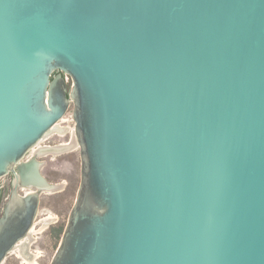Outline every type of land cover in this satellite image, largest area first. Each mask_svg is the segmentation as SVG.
Here are the masks:
<instances>
[{
  "label": "water",
  "instance_id": "95a60500",
  "mask_svg": "<svg viewBox=\"0 0 264 264\" xmlns=\"http://www.w3.org/2000/svg\"><path fill=\"white\" fill-rule=\"evenodd\" d=\"M69 107L49 264H264V0H0V264L58 189L62 149L28 152Z\"/></svg>",
  "mask_w": 264,
  "mask_h": 264
},
{
  "label": "rangeland",
  "instance_id": "374dc122",
  "mask_svg": "<svg viewBox=\"0 0 264 264\" xmlns=\"http://www.w3.org/2000/svg\"><path fill=\"white\" fill-rule=\"evenodd\" d=\"M66 80L69 86L70 78L66 77ZM62 119L58 122L62 129L58 128V126L53 135L50 133L51 137L41 142V146L47 142L67 143L70 141L74 125L71 107H69ZM57 129L62 132H58ZM71 148L57 154H47L40 157L44 161L42 166L44 176L48 181L60 184L61 187L57 191L42 192L40 195L38 213L34 220L35 231H33L30 242L26 247V251L31 253L30 255H35L34 264L50 263L60 243L68 214L75 201L80 179V158L78 147L72 146ZM7 181L8 178L5 177L0 182L7 184ZM7 195L8 187L2 194V202H4ZM49 215L51 217L47 218ZM25 245L26 243L24 242L21 246L24 247ZM1 264L24 263L20 257L16 256V251L12 250Z\"/></svg>",
  "mask_w": 264,
  "mask_h": 264
},
{
  "label": "bare ground",
  "instance_id": "6f19581e",
  "mask_svg": "<svg viewBox=\"0 0 264 264\" xmlns=\"http://www.w3.org/2000/svg\"><path fill=\"white\" fill-rule=\"evenodd\" d=\"M62 119V118H61ZM60 119V120H61ZM59 120V121H60ZM63 120V119H62ZM58 121V122H59ZM58 122L51 128V130L50 131H48L44 136H42V138L37 142V144L32 148V149H34V154H37V152L39 151V150H41V149H45V148H48V146H40L41 145V142H42V140H43V137H45V136H47L48 135V133H50V132H52L53 130H55V128H57L59 125H58ZM59 128V127H58ZM58 130V129H57ZM61 131V130H60ZM62 132V131H61ZM75 136H74V131L72 132V138L70 139V141L69 142H67V143H64V144H61V145H54V146H57V147H55V148H61L62 150L61 151H59V152H62L63 150H68L69 148H71L72 146H77V143H76V141H75V138H74ZM74 140V141H73ZM73 141V142H72ZM38 146V147H37ZM40 146V147H39ZM52 147V146H51ZM50 148V147H49ZM72 149V148H71ZM59 152H46L45 154H42V156L43 155H47V154H57V153H59ZM56 188H58V189H56V190H54V191H57V190H59V188L61 187V185L60 184H57V186H55ZM21 189H26L27 190V192H29L30 191V189H27V188H21ZM27 192H25V193H27ZM45 192H53V191H45ZM51 216L49 215L47 218H50ZM44 224V223H43ZM33 225V224H32ZM33 231H35V228H34V225H33V227L31 226V228H30V230L28 231V233L20 240V241H18V243L13 247V249L12 250H15L16 251V256H18V257H20L21 259H22V261H23V263L24 264H34V259H35V255H30L31 253H29V252H27L26 251V247H27V245H28V243L30 242V237H31V235L33 234ZM26 243V245L24 246V247H22L21 245L23 244V243ZM11 250V251H12ZM10 251V252H11Z\"/></svg>",
  "mask_w": 264,
  "mask_h": 264
},
{
  "label": "flooded vegetation",
  "instance_id": "af4514ba",
  "mask_svg": "<svg viewBox=\"0 0 264 264\" xmlns=\"http://www.w3.org/2000/svg\"><path fill=\"white\" fill-rule=\"evenodd\" d=\"M59 128H61L60 126H59ZM56 129V128H55ZM62 129V128H61ZM58 132H60L59 130H57ZM54 132H56V130H53L52 132H50L52 135H53V133ZM50 133H48V135L47 136H45V137H43V140L42 141H46L49 137H51L52 135H50ZM59 143V144H58ZM58 143H50V142H47V143H44L43 144V146H48V147H51V146H54V145H61V144H64L63 142L62 143H60V142H58ZM41 146V145H40ZM39 146V147H40ZM38 147V146H37ZM35 149V148H34ZM34 149H32L31 151H29L28 152V157L29 156H32L33 154H34ZM40 159V158H39ZM41 160V159H40ZM42 170V169H41ZM43 174V173H42ZM44 175V174H43ZM5 177H7L8 178V181H7V184L5 183V182H0V210H1V214H2V211H3V207H4V204H5V202H6V200L9 198V196H10V191H11V182H12V177H13V175L11 174V173H9V174H7V175H5V176H3V177H0V181L2 180V179H4ZM8 187V195H7V197H6V199L4 200V202H2V194H3V192L5 191V189ZM25 192H27V190L26 189H21V188H19L18 189V193H20V194H25ZM41 195V194H40ZM39 203H40V198H39ZM38 208H39V205H38ZM37 213H38V210H37ZM37 213H36V216H37ZM0 214V215H1ZM36 216H35V218H36ZM35 218H34V220H35ZM33 225H34V228H35V224H34V221H33ZM33 225H32V227H33Z\"/></svg>",
  "mask_w": 264,
  "mask_h": 264
}]
</instances>
